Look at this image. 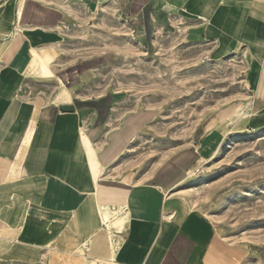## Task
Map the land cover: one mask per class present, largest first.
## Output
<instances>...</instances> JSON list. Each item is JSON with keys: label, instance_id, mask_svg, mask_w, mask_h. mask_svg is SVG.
<instances>
[{"label": "rangeland", "instance_id": "obj_1", "mask_svg": "<svg viewBox=\"0 0 264 264\" xmlns=\"http://www.w3.org/2000/svg\"><path fill=\"white\" fill-rule=\"evenodd\" d=\"M19 1L0 0V19L13 27ZM81 1L35 0L49 14L26 16L20 25L46 27L42 44L50 48L64 93L86 111L93 151L106 148L114 136L119 140L120 157L107 169L109 180L121 187L157 185L171 178L176 154L196 150V160L205 161L190 162L196 171L170 192L185 196L207 223L204 257L210 254L218 264H264V93L247 84L246 55L240 48L218 52L191 33L195 26L173 15L147 13L133 24L118 16L112 0ZM10 46L2 53L5 62ZM40 53L41 47L33 48L29 55L42 66ZM19 56L22 61L26 54ZM26 88L44 99L61 92L57 81ZM229 138L233 143L225 148ZM85 142L91 151L86 137ZM23 230L1 235L12 233L22 242L17 232ZM49 242L23 259L0 256V264H73L66 254L71 247Z\"/></svg>", "mask_w": 264, "mask_h": 264}, {"label": "crops", "instance_id": "obj_2", "mask_svg": "<svg viewBox=\"0 0 264 264\" xmlns=\"http://www.w3.org/2000/svg\"><path fill=\"white\" fill-rule=\"evenodd\" d=\"M112 1L126 22L136 24L147 13L173 15L183 24L195 26L191 33L215 44L218 52L230 54L240 48L250 62L248 86L264 93V1ZM48 14L35 0H24L14 27L7 24L6 17L0 19V214L11 205L13 212L6 219L14 227L23 213L26 216L23 232H17L22 242L12 233L0 235V256L23 259L31 248H44L51 239L55 245L69 247L75 240H88L92 258L107 257L110 236L99 205H117L129 210L131 217L116 233L123 237L116 261L202 264L205 259L204 264H218L210 254L204 257L209 231L202 215L185 196L170 192L184 179L190 162L196 161V150L176 154L168 169L171 178L157 185L121 187L110 181L107 169L120 157L116 150L119 140L114 136L106 148L93 151L86 111L76 108L73 96L64 93L65 83L54 73L48 55L50 48L42 44L48 39L46 27L20 25L26 16L39 19ZM8 45L12 55L5 62L2 53ZM33 46L41 47V70L47 76L42 79L24 73L23 62ZM20 54H26L22 61ZM52 75L56 79L48 77ZM52 81L62 88L49 99L26 88ZM181 175L179 180L173 177ZM122 180L127 181L125 177ZM13 196L20 203H15ZM28 200L29 207L25 204Z\"/></svg>", "mask_w": 264, "mask_h": 264}, {"label": "bare ground", "instance_id": "obj_3", "mask_svg": "<svg viewBox=\"0 0 264 264\" xmlns=\"http://www.w3.org/2000/svg\"><path fill=\"white\" fill-rule=\"evenodd\" d=\"M85 1L86 0H82V3H84ZM23 3H24V0L19 1L18 7H17V13H16L17 17H19L21 15ZM2 48H0V51H2ZM33 48L36 50L39 47L33 46ZM33 52L36 53V51H33ZM24 67L26 68L25 69L26 72H24L26 76H29V77L34 78V79H42L44 77H47V76L43 75L42 70H41V63L35 55H32V54L29 55L27 61L25 62ZM48 77H54V75L48 76ZM54 79H56V78L54 77ZM244 117H248V115L245 114ZM80 128L84 129V126H81ZM232 140H233V138H229V140L226 142L227 147H225V148L231 147L230 144L233 143ZM219 150L216 151L215 153H213L212 156L210 157V159H208V160L211 161V160L215 159L221 153V151H219ZM196 161H197L196 164H198V166H199V165H202V163L205 160L203 157H200ZM195 171H196L195 168L192 169V171L189 169L187 172V177L192 175V173H194ZM190 177H192V176H190ZM13 197L15 198V203H20V200L18 198H16L15 196H13ZM25 204H26V206L29 207L31 205V202L28 200V201H26ZM12 212H13V207H11V205H7L5 211L2 214H0V235L3 231H7V230H18V231L23 230L24 222L26 221L25 214L23 213L21 215L20 223L17 224L16 227H14L6 219L9 216L11 217ZM99 213H100L101 221H102L103 225L107 228V230L109 232V236H110V250H109L107 257L92 258V256H90V254L88 253V240H81V241L75 240V242L73 243V246L71 247L72 251L71 252L69 251L66 253V254H68L67 255L68 260L71 259V257L74 258L73 264H95L96 261H103V260H107V259L115 260L116 259L117 251L119 250V248L122 244V241H123V237L120 234H116V233H120L119 232V230H120L119 225H121L122 223L127 221L131 217V213L124 206H117V205H99ZM114 230H115V232H114ZM49 233H51V232H49ZM49 244H53L51 242V239H50Z\"/></svg>", "mask_w": 264, "mask_h": 264}, {"label": "built area", "instance_id": "obj_4", "mask_svg": "<svg viewBox=\"0 0 264 264\" xmlns=\"http://www.w3.org/2000/svg\"><path fill=\"white\" fill-rule=\"evenodd\" d=\"M95 264H126V263L118 262L116 260L107 259V260H103V261H96Z\"/></svg>", "mask_w": 264, "mask_h": 264}]
</instances>
